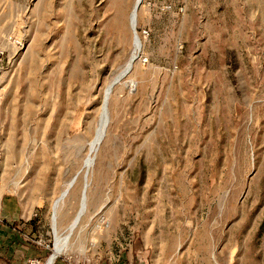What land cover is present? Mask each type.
Here are the masks:
<instances>
[{
    "label": "rangeland",
    "instance_id": "1",
    "mask_svg": "<svg viewBox=\"0 0 264 264\" xmlns=\"http://www.w3.org/2000/svg\"><path fill=\"white\" fill-rule=\"evenodd\" d=\"M136 1L0 0V264H264V0Z\"/></svg>",
    "mask_w": 264,
    "mask_h": 264
},
{
    "label": "bare ground",
    "instance_id": "2",
    "mask_svg": "<svg viewBox=\"0 0 264 264\" xmlns=\"http://www.w3.org/2000/svg\"><path fill=\"white\" fill-rule=\"evenodd\" d=\"M143 1V0H142ZM140 2V0L136 1V4L134 6L133 12H132V16H131V26H132V30H133V34H134V43H135V52H139L141 50V43H140V38L137 34L136 31V23H135V18L138 14L139 8H137L138 3ZM135 58L133 57L129 64L126 66V68L123 70V72L119 75V77L111 82L108 86L107 89V94L110 92V90L112 89L114 83L120 78L123 77L125 75H127L128 73H130V69H132V66L134 64ZM107 103H108V99H106V104L104 105V125H103V129L101 131L98 132L97 137L95 139V141L92 143L91 147H90V154L88 156V159L86 161V166L87 167H91L94 163V155L97 152L102 139L104 137V133H105V125L107 122ZM73 183V182H72ZM72 183L70 185H72ZM68 192V191H67ZM67 195V193L65 194ZM65 195H63V197H65ZM63 197L61 199H63ZM85 197V195H84ZM83 211V210H82ZM83 213H79L76 221L74 222V224L71 226L69 234L67 235V237L65 239H63V241H61L58 237H57V243L55 246V250H54V254L51 256L50 260L48 261L47 264H54V262L56 261V259L65 251V249L69 246V244L67 243L68 240L70 239L72 233L74 232V230L76 229V225L77 223H79L81 217H82ZM80 218V219H79ZM56 232V231H55ZM57 234V232H56Z\"/></svg>",
    "mask_w": 264,
    "mask_h": 264
},
{
    "label": "crops",
    "instance_id": "3",
    "mask_svg": "<svg viewBox=\"0 0 264 264\" xmlns=\"http://www.w3.org/2000/svg\"><path fill=\"white\" fill-rule=\"evenodd\" d=\"M13 226L11 225L10 227L6 228H4L3 226L0 227V248H10L12 252L20 249L22 245L26 244L20 233V228Z\"/></svg>",
    "mask_w": 264,
    "mask_h": 264
},
{
    "label": "water",
    "instance_id": "4",
    "mask_svg": "<svg viewBox=\"0 0 264 264\" xmlns=\"http://www.w3.org/2000/svg\"><path fill=\"white\" fill-rule=\"evenodd\" d=\"M141 4H142V0H140V2L138 3L137 8L140 7ZM135 23H137V18H135ZM130 70H131V69H130ZM76 180H77V177L75 178L74 182L72 183L70 189L74 186V184L76 183ZM70 189L68 190L67 195H68ZM67 195H65V197H63V199H62L63 202H64L65 198L67 197Z\"/></svg>",
    "mask_w": 264,
    "mask_h": 264
},
{
    "label": "built area",
    "instance_id": "5",
    "mask_svg": "<svg viewBox=\"0 0 264 264\" xmlns=\"http://www.w3.org/2000/svg\"><path fill=\"white\" fill-rule=\"evenodd\" d=\"M0 132H1V130H0ZM2 159H3V150H2V147L0 145V167H1Z\"/></svg>",
    "mask_w": 264,
    "mask_h": 264
}]
</instances>
